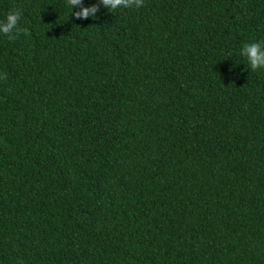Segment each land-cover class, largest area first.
Listing matches in <instances>:
<instances>
[{
    "label": "trees",
    "instance_id": "1",
    "mask_svg": "<svg viewBox=\"0 0 264 264\" xmlns=\"http://www.w3.org/2000/svg\"><path fill=\"white\" fill-rule=\"evenodd\" d=\"M12 9L0 264H264V0Z\"/></svg>",
    "mask_w": 264,
    "mask_h": 264
},
{
    "label": "clouds",
    "instance_id": "2",
    "mask_svg": "<svg viewBox=\"0 0 264 264\" xmlns=\"http://www.w3.org/2000/svg\"><path fill=\"white\" fill-rule=\"evenodd\" d=\"M144 0H99L98 4H93L90 7L83 5V0H67V4L71 10L79 8V11L72 12L71 15L76 19L96 18V13L100 6L109 10H117L120 8H139L142 7ZM22 12L20 9L9 10L4 19H0V34L14 40L21 33L30 35L29 29L22 28L19 24ZM240 55L246 58L252 71L264 70V42H249L244 43ZM7 74H0V81H5Z\"/></svg>",
    "mask_w": 264,
    "mask_h": 264
}]
</instances>
